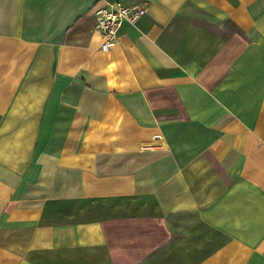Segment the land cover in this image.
Returning a JSON list of instances; mask_svg holds the SVG:
<instances>
[{
  "label": "crops",
  "instance_id": "crops-1",
  "mask_svg": "<svg viewBox=\"0 0 264 264\" xmlns=\"http://www.w3.org/2000/svg\"><path fill=\"white\" fill-rule=\"evenodd\" d=\"M0 0V264H264V0Z\"/></svg>",
  "mask_w": 264,
  "mask_h": 264
},
{
  "label": "built area",
  "instance_id": "built-area-1",
  "mask_svg": "<svg viewBox=\"0 0 264 264\" xmlns=\"http://www.w3.org/2000/svg\"><path fill=\"white\" fill-rule=\"evenodd\" d=\"M144 5H125L120 0H100L93 15L94 29L101 36L100 48L108 50L118 38V33L124 23L134 24L144 13Z\"/></svg>",
  "mask_w": 264,
  "mask_h": 264
}]
</instances>
